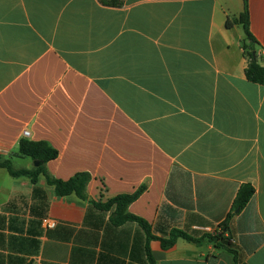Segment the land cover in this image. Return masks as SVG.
Returning <instances> with one entry per match:
<instances>
[{
    "label": "crops",
    "instance_id": "crops-1",
    "mask_svg": "<svg viewBox=\"0 0 264 264\" xmlns=\"http://www.w3.org/2000/svg\"><path fill=\"white\" fill-rule=\"evenodd\" d=\"M111 1L0 0V156L28 131L59 151L50 176L91 175L81 200L0 168V264H150L139 224L93 202L145 186L129 213L201 240L243 185L255 194L227 241L148 245L154 264H264V86L246 78L243 26L226 25L244 0ZM248 5L264 65V0Z\"/></svg>",
    "mask_w": 264,
    "mask_h": 264
},
{
    "label": "trees",
    "instance_id": "trees-1",
    "mask_svg": "<svg viewBox=\"0 0 264 264\" xmlns=\"http://www.w3.org/2000/svg\"><path fill=\"white\" fill-rule=\"evenodd\" d=\"M102 3L107 6H119L120 2L111 0H102ZM245 6L243 13L239 18L234 21H228L227 27L231 28L233 25H242L245 33L247 43L244 45L246 51V57L248 61L247 68L245 70L246 78L249 82L264 86V65L259 63V56L257 54L258 43L252 36L250 25V14L248 0H244ZM59 157V151L53 148L48 142L45 141H30L23 138L19 143V151L17 153L10 154L9 157L0 156V168L5 169L9 175L13 178L26 177L29 178L34 185L38 183L41 175L46 177L47 183L55 188V193L59 198H65L71 195H76L81 200H87V187L91 181V175L88 173H78L68 180L56 179L49 175L47 170V164L50 161L56 160ZM15 158H30L33 161L42 162L43 165L31 170L20 169L17 170L13 166V159ZM145 186L139 188L134 194L118 195L105 203L93 202L95 208L99 211H112L111 222L114 226H122L124 224L135 222L143 229L147 235L146 253L150 264H154V259L151 254L148 243L152 240H158L161 242V246L164 250H168L173 247L178 238H183L187 241L194 243H201L202 240L208 239L212 242H218L219 240L227 241L226 234H230V221L234 214L243 210L250 202L255 194V190L251 185H243L236 196L233 204L232 211L228 214L226 219L220 224L222 235L213 236L205 235L201 240H197L189 236L188 234L173 230L168 239L158 238L153 235L151 225L143 218L135 216L129 213V206L134 203L145 191ZM220 247L226 248L224 245ZM231 254H233L235 261L237 260V252L230 248H227ZM237 264V262H235Z\"/></svg>",
    "mask_w": 264,
    "mask_h": 264
},
{
    "label": "rangeland",
    "instance_id": "rangeland-1",
    "mask_svg": "<svg viewBox=\"0 0 264 264\" xmlns=\"http://www.w3.org/2000/svg\"><path fill=\"white\" fill-rule=\"evenodd\" d=\"M25 159H27V160H14L15 161V164H14L15 168H24L26 166V164H27L26 161H30V158H25ZM3 173H4L5 177H8V179H10L9 178L10 176L8 175L7 172L4 171ZM3 179H4V177L0 173V183L3 182Z\"/></svg>",
    "mask_w": 264,
    "mask_h": 264
},
{
    "label": "built area",
    "instance_id": "built-area-1",
    "mask_svg": "<svg viewBox=\"0 0 264 264\" xmlns=\"http://www.w3.org/2000/svg\"><path fill=\"white\" fill-rule=\"evenodd\" d=\"M23 136L25 137V138H28V136H29V132L28 131H25L24 133H23ZM56 221L55 220H52V219H49V218H47V219H44V221H43V225H44V227H45V229H54L55 227H56Z\"/></svg>",
    "mask_w": 264,
    "mask_h": 264
},
{
    "label": "water",
    "instance_id": "water-1",
    "mask_svg": "<svg viewBox=\"0 0 264 264\" xmlns=\"http://www.w3.org/2000/svg\"><path fill=\"white\" fill-rule=\"evenodd\" d=\"M42 165H43L42 162L34 161V167H35V168H38V167H40V166H42Z\"/></svg>",
    "mask_w": 264,
    "mask_h": 264
}]
</instances>
